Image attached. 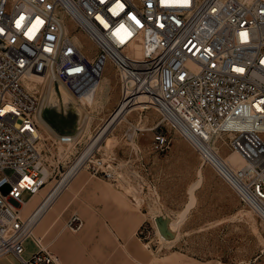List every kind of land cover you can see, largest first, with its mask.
<instances>
[{
	"label": "built area",
	"instance_id": "2783aa9c",
	"mask_svg": "<svg viewBox=\"0 0 264 264\" xmlns=\"http://www.w3.org/2000/svg\"><path fill=\"white\" fill-rule=\"evenodd\" d=\"M109 67L120 88L111 115L144 97L158 114L151 150L167 149L170 132L182 137L264 227V0H0V260L61 264L47 249L25 255L32 230L20 210L53 173L31 215L81 171L115 177L93 143L107 120L84 142L85 127L59 133L57 143L79 148L45 174L46 94L22 79L51 77L89 110ZM222 146L241 165L226 163Z\"/></svg>",
	"mask_w": 264,
	"mask_h": 264
},
{
	"label": "rangeland",
	"instance_id": "374dc122",
	"mask_svg": "<svg viewBox=\"0 0 264 264\" xmlns=\"http://www.w3.org/2000/svg\"><path fill=\"white\" fill-rule=\"evenodd\" d=\"M68 27L72 30L69 24ZM105 76L109 79L108 95L101 99L97 93V103L89 110L84 108L90 119L83 126L85 137L82 142L92 137L95 129L105 123L118 103L120 88L115 71L106 68ZM38 81L30 92L40 93L43 89V94L49 96L48 80L44 78ZM46 111L43 117L53 130L38 123V146L43 167L50 176L51 166L62 169L79 148V145L74 147L57 143L55 134L60 133L58 130L74 132L79 119L73 110L66 115L56 108ZM157 120L158 114L153 108L136 109L113 127L98 154L105 164L110 163L109 171L115 176L114 180L81 171L76 178L82 176L83 182L72 188L71 183L75 178L59 195L67 199L64 205L71 201L69 210L61 212L62 203L54 212L55 202L51 205L47 214L53 213L54 226L42 232L34 229V242L32 235L25 241V255L47 249L60 257L61 264H264V227L248 207L239 203L229 186L202 162L197 152L172 132L167 149L163 152L151 150V128ZM220 150L222 156L229 160L224 146ZM6 173L11 174V171L7 170ZM53 177L54 173L46 186L20 209L22 218H28L53 184ZM89 180L103 181L109 189L118 191L120 196L134 199L130 208L123 210L118 223L106 224L103 220L98 225L104 228L99 231L100 235L94 231L96 216L91 210L79 208L76 204L81 196L77 193L86 190L82 188L84 182ZM97 190L105 188L101 186ZM28 197L29 193L26 192L23 198ZM75 218H78V228L69 227L68 223ZM145 218L150 220L152 227L147 223L146 236L140 242L133 237V233L121 230L129 226L132 220L137 228ZM156 218L165 224L168 238L164 239L168 242L161 241ZM170 221L176 223L173 228L168 226ZM86 223L90 230L85 229ZM62 234L68 235L67 245L58 248L52 242L57 238L61 240L59 236ZM134 245L140 246L141 251L147 254L146 259L133 258L129 254V249H133Z\"/></svg>",
	"mask_w": 264,
	"mask_h": 264
},
{
	"label": "crops",
	"instance_id": "0c3cea01",
	"mask_svg": "<svg viewBox=\"0 0 264 264\" xmlns=\"http://www.w3.org/2000/svg\"><path fill=\"white\" fill-rule=\"evenodd\" d=\"M47 112V111H46ZM58 132L60 133H69L71 132V130H58ZM83 182V178L78 177L76 178L71 184H72V188H76L78 187L79 184H81ZM104 187L105 190L102 191H98L97 188L98 187ZM82 189H86L85 191H79L77 194L81 195L79 196L80 199H78V201L76 202L77 207L79 208H84L86 210H91V213H93L96 217H95V227H94V231H103V226H98L99 224H102V221L105 220L106 224H113V223H118L120 217L123 214V210L125 209H129L130 204L133 203V198L131 196H120L118 191L113 190V189H109V187L107 186V184L103 181H97V180H89L87 182H84L83 188ZM96 189V190H95ZM63 195V194H62ZM76 199V198H75ZM67 199L63 198V196L58 197V199L55 201V207H54V212L56 210H58L60 208V205L63 203V205L65 204ZM65 201V202H64ZM53 205V204H52ZM71 204L70 202H67L66 205H64L61 208V212H65L67 210H69ZM52 207V206H51ZM50 207V208H51ZM49 208V209H50ZM48 209V210H49ZM47 210V211H48ZM45 212L42 217L37 221V223L34 225L33 230H32V242H34V238L35 235L33 234L34 229H36L37 231L42 232L43 229H46L47 227L49 229H51L54 226V220L52 218L53 213L47 214L48 212ZM100 213L102 215H100ZM147 215V214H146ZM51 220H53L51 222ZM84 222H86V219L83 220V224ZM104 222V223H105ZM144 223H146L145 225H143ZM149 225H148V224ZM147 225L149 227L151 226V222L150 220H147V218H145L140 224L139 226L136 228L135 227V223L134 220H132V223L129 226L123 227L121 228V230H127L131 233H133V237L136 238L137 241L140 242V240H143L145 235V230H147ZM145 226V227H144ZM90 230L91 228L88 226V224H85V229ZM114 228V226H113ZM112 228V229H113ZM144 228V230H142ZM111 229V227L109 228ZM111 229V230H112ZM153 229V228H152ZM65 234H62V236L60 235L59 237H61V240L59 238H57L56 240H53L52 244L55 243V246H57L58 248L61 246H66L67 245V236H63ZM100 235V232H99ZM65 241V242H64ZM51 244V243H50ZM49 244V245H50ZM96 245H98L96 243ZM138 245V244H136ZM51 251V250H50ZM56 251L58 253V249L56 248ZM53 253V252H52ZM59 253H60V249H59ZM56 256H58L56 253H54ZM61 254V253H60ZM129 254L135 258H147V254L141 251L140 246H136L134 245L133 249H129ZM58 258L60 259V257L58 256ZM61 260V259H60ZM0 264H17V262H15V258L12 255H7L4 258H2L0 260Z\"/></svg>",
	"mask_w": 264,
	"mask_h": 264
},
{
	"label": "bare ground",
	"instance_id": "6f19581e",
	"mask_svg": "<svg viewBox=\"0 0 264 264\" xmlns=\"http://www.w3.org/2000/svg\"><path fill=\"white\" fill-rule=\"evenodd\" d=\"M44 78L48 80L50 86L48 89L49 96H45V98L43 99L42 107H41L42 110H40V113L37 115V119H38L40 126L42 125L48 130H53V129H51V127L49 126L47 121L44 119L43 115H44V112L46 109H47V111H49V110L56 108L57 111L59 109V112H62L64 115H66L68 113V111L73 110L74 113L78 115V119H79V122L76 121L75 130H77L79 128H84L83 126L85 125V121L87 122L90 119V117H89V115H86L87 112L85 111L84 107L82 105H80L78 102H76L75 97L70 93V91L64 85L60 84L59 87L57 88L53 84V79L51 77H42V76H36V75L25 76L22 79V85L24 86V88L26 90L30 91V90H33L37 86V84L39 83L38 80H40V79L43 80ZM108 87H110L109 86V79L104 75L103 80H102V84L99 87L98 97L100 96V98L102 99V97L104 95L107 96L108 95V92H107ZM55 89H57V91H55ZM95 101H96V99H95ZM95 103H97V102H95ZM149 108H152V107L148 106V104L145 103L144 97L135 98L132 103L130 102L126 106L125 109H123L122 111L120 110L118 112L119 114H113L110 116L109 119H107L105 125L102 127L101 130H99V132L97 133L95 138H93V143L98 145V146H101L102 142H104V140H106L108 138L107 137L108 133L113 129V127H115V125L117 123L125 120L126 116L131 111L136 110V109H149ZM58 134L59 133H56L55 136L57 137ZM220 154L222 155V152ZM229 156H230L229 160L225 159L222 156L225 159L226 163H228L229 165H231L233 167L241 165V161L238 159V157H235L233 155H229ZM43 171L45 172L46 175H48V171L46 168L43 167ZM193 189L194 188H192V190ZM54 191L55 192L50 196V198L33 215L30 214L28 216V218H26L28 227L31 230H32L33 226L37 223V221L42 217V215L53 204V197H54V195H56L58 189H56ZM25 204H26V202L24 203V205ZM175 225H176L175 222H172V221L168 222L169 228H173ZM155 227H156V225H155ZM156 232L159 233L157 228H156ZM30 236H28V237H30ZM160 238L162 239L161 241H164V240L167 241L166 239H164V237H161V234H160Z\"/></svg>",
	"mask_w": 264,
	"mask_h": 264
},
{
	"label": "water",
	"instance_id": "95a60500",
	"mask_svg": "<svg viewBox=\"0 0 264 264\" xmlns=\"http://www.w3.org/2000/svg\"><path fill=\"white\" fill-rule=\"evenodd\" d=\"M156 224L159 227L160 230V234L164 237V238H168V234L165 230V224L163 222H161V220L159 218H156Z\"/></svg>",
	"mask_w": 264,
	"mask_h": 264
}]
</instances>
